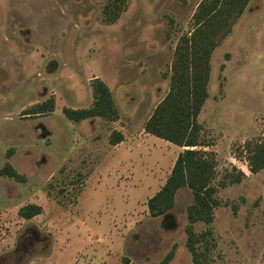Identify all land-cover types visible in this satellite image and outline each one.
<instances>
[{
	"label": "rangeland",
	"instance_id": "obj_1",
	"mask_svg": "<svg viewBox=\"0 0 264 264\" xmlns=\"http://www.w3.org/2000/svg\"><path fill=\"white\" fill-rule=\"evenodd\" d=\"M112 1L0 0V169L9 163L24 177L0 176V264H160L172 249L166 264H193L191 191L179 189L161 217L146 205L182 149L143 126L168 92L175 48L202 0H128L107 25ZM94 78L110 90L118 120H67L63 108L92 104ZM46 101L52 112L31 113ZM197 121L217 160L219 201L210 224L193 225L211 231L197 248L208 264H264V170L250 173L241 156L264 132V0L248 4L213 52ZM113 131L122 144H109ZM232 166L243 180L219 188ZM29 204L41 212L20 218Z\"/></svg>",
	"mask_w": 264,
	"mask_h": 264
},
{
	"label": "trees",
	"instance_id": "obj_2",
	"mask_svg": "<svg viewBox=\"0 0 264 264\" xmlns=\"http://www.w3.org/2000/svg\"><path fill=\"white\" fill-rule=\"evenodd\" d=\"M127 1L113 0L103 11V23L110 25L117 21ZM250 2L251 0H202L198 4L192 16L193 29L189 37H183L175 48L168 92L143 126L146 134L182 149L165 183L148 199L146 205L150 217H161L173 208L179 189L187 188L191 191L193 202L186 208L188 224L185 227V248L190 253L193 264H208L197 244L208 242L211 237L210 230L197 234L193 225L197 222L210 224L214 209L219 207L217 187L213 184L217 160L212 151L204 150L210 145L200 137L201 126L197 118L208 99L212 54L230 34L233 25ZM90 87L93 98L90 107L78 110L64 108V116L73 122L92 117L116 122L119 114L106 84L99 78H94ZM52 111V102L46 101L35 106L31 113L38 115ZM108 141L115 146L123 141V136L120 132L113 131ZM242 150L244 155L241 156L250 173L256 174L264 170V132L260 140L247 141ZM0 176L16 181L24 180L9 163L0 169ZM244 176L243 171L232 166L231 171L218 183V187L239 184ZM40 212V206L29 204L21 207L17 215L22 219H30ZM173 253L174 250H170L160 264L168 263ZM124 262L128 263L127 260Z\"/></svg>",
	"mask_w": 264,
	"mask_h": 264
},
{
	"label": "flooded vegetation",
	"instance_id": "obj_3",
	"mask_svg": "<svg viewBox=\"0 0 264 264\" xmlns=\"http://www.w3.org/2000/svg\"><path fill=\"white\" fill-rule=\"evenodd\" d=\"M111 25V24H110ZM92 101H93V98H92ZM90 107V106H89ZM88 107V108H89ZM64 109V108H63ZM62 109V110H63ZM68 109H72V108H68ZM84 109H86V108H84ZM72 110H78V109H72ZM63 114V113H62ZM63 116H64V114H63ZM65 117V116H64ZM66 118V117H65ZM95 118L96 117H92V118H87V119H84V120H89L90 122L91 121H94L95 120ZM67 119V118H66ZM68 120V119H67ZM69 121H71V120H69ZM71 122H73V121H71ZM80 122H82V120L81 121H79V122H73V123H80ZM26 220V219H25ZM24 246H27V245H31L32 244V242H31V240L30 239H24L23 240V243H22ZM22 246V245H21ZM29 247V246H28Z\"/></svg>",
	"mask_w": 264,
	"mask_h": 264
},
{
	"label": "crops",
	"instance_id": "obj_4",
	"mask_svg": "<svg viewBox=\"0 0 264 264\" xmlns=\"http://www.w3.org/2000/svg\"><path fill=\"white\" fill-rule=\"evenodd\" d=\"M252 1V0H251ZM95 119H97V117L95 118ZM84 122H89V120H82V122L81 123H84ZM120 144V143H119ZM121 144H122V142H121ZM118 145V144H117ZM181 149V148H180ZM181 152V151H180Z\"/></svg>",
	"mask_w": 264,
	"mask_h": 264
}]
</instances>
